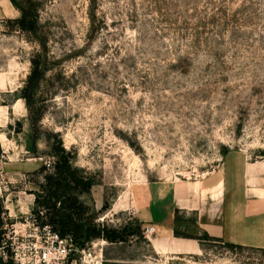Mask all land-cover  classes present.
Here are the masks:
<instances>
[{"label":"rangeland","instance_id":"rangeland-1","mask_svg":"<svg viewBox=\"0 0 264 264\" xmlns=\"http://www.w3.org/2000/svg\"><path fill=\"white\" fill-rule=\"evenodd\" d=\"M15 1L36 26L15 24L18 9L0 24V67L20 63L16 97L31 95L10 129L30 165L0 186V239L34 214L65 151L92 184L76 193L85 218L126 240L91 241L89 264L101 252L103 264H264V248L230 243L155 253L132 195L147 182L221 187L223 178L236 188L243 165L264 160V0ZM178 219L183 234L200 236L193 215Z\"/></svg>","mask_w":264,"mask_h":264},{"label":"crops","instance_id":"crops-1","mask_svg":"<svg viewBox=\"0 0 264 264\" xmlns=\"http://www.w3.org/2000/svg\"><path fill=\"white\" fill-rule=\"evenodd\" d=\"M18 15L11 0H0V24ZM22 73L17 61L8 60L0 67V186L13 171L22 174L30 165L18 159V145L10 135L14 121L21 122L26 116L22 99L16 97L24 84ZM241 178L242 184L236 188L223 178L221 187L214 185L215 179L208 185L147 182L135 186L132 195L137 219L145 228H155L150 239L153 251L162 256L202 254L198 240L175 236L178 218L182 221L190 215L199 237L207 233L222 244L264 248L254 239L264 235V160L244 164Z\"/></svg>","mask_w":264,"mask_h":264},{"label":"trees","instance_id":"trees-1","mask_svg":"<svg viewBox=\"0 0 264 264\" xmlns=\"http://www.w3.org/2000/svg\"><path fill=\"white\" fill-rule=\"evenodd\" d=\"M11 1L21 13V18L15 20V24H18L21 29L27 27L30 31H34L37 19L30 14V11L19 6L15 0ZM37 72L38 64L35 65L32 74L34 76L33 81L37 78ZM28 90L29 88L26 91ZM20 98L29 101L31 95H23ZM56 154L57 161L54 164V172L46 178V185L42 188V193L36 194L34 215L43 224L52 226L61 237L72 236L75 245L80 249L86 248L91 241L96 239H104L112 243L125 242V237L119 232L96 225L93 217L90 219L85 218L88 209L80 202L76 193L89 192L92 184L72 166L73 157L70 153L61 151ZM4 213L3 199L0 197V229L4 224ZM138 223L143 226L140 221ZM175 234L176 237L198 240L201 245L205 242L222 243L221 240L211 238L207 233H204L201 237L188 236L178 231ZM229 246L242 247L235 244H229ZM6 264L13 263L9 261Z\"/></svg>","mask_w":264,"mask_h":264},{"label":"built area","instance_id":"built-area-1","mask_svg":"<svg viewBox=\"0 0 264 264\" xmlns=\"http://www.w3.org/2000/svg\"><path fill=\"white\" fill-rule=\"evenodd\" d=\"M53 163L48 164L52 168ZM11 236L1 240L0 258L13 264H89L86 248H78L72 236L61 237L52 226L43 224L32 214ZM19 230V231H18ZM146 236L155 234L153 226L145 228ZM104 242V241H103ZM78 255V259L71 257ZM103 253L95 257L94 264H103Z\"/></svg>","mask_w":264,"mask_h":264}]
</instances>
